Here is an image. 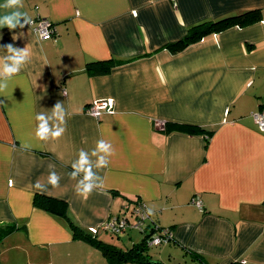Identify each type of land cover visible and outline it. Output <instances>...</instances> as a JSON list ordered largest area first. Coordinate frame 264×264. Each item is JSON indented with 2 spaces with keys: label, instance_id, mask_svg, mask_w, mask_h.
<instances>
[{
  "label": "crops",
  "instance_id": "1",
  "mask_svg": "<svg viewBox=\"0 0 264 264\" xmlns=\"http://www.w3.org/2000/svg\"><path fill=\"white\" fill-rule=\"evenodd\" d=\"M250 10L259 11L253 23L179 51L165 47L194 25ZM20 11L48 20L55 34L0 28V66L8 44L31 54L0 92V228L17 227L0 234V264H106L87 238L120 249L138 242L137 229H102L122 215L132 220L138 201L151 234L170 231L166 242L148 246L149 261L264 264V132L252 118L264 105V0H23ZM7 12L0 8V16ZM106 59L120 63L105 74L85 72ZM96 100H111L112 111L87 114ZM57 102L64 131L40 140L36 116L48 119ZM164 121L205 132H165ZM100 140L114 153L106 168L96 167L103 153L92 155ZM81 150L100 186L86 199L76 188L84 174L70 178ZM50 171L58 187L48 183ZM36 194L65 201L67 217L35 206Z\"/></svg>",
  "mask_w": 264,
  "mask_h": 264
},
{
  "label": "trees",
  "instance_id": "2",
  "mask_svg": "<svg viewBox=\"0 0 264 264\" xmlns=\"http://www.w3.org/2000/svg\"><path fill=\"white\" fill-rule=\"evenodd\" d=\"M258 17H259V11L250 10L240 14L223 17L217 20L205 21L190 27L183 38L171 43H167L165 44V47H167L171 51H179L185 48L187 45L200 40L201 38H203L204 36L210 33L223 31L224 29L233 25L242 26V25L250 24L257 21ZM118 63H120V61L114 59L92 61L86 64L85 72H87L90 75L105 74L111 71V69ZM162 129L165 132L178 130L189 134H203L205 132V129H203V127L199 125L185 124L174 121H164L162 123ZM210 134H211L210 132L207 133V136ZM33 204L46 211L67 217L66 203L61 199L45 197L36 194L33 198ZM16 228L17 227L15 225H7L4 228L3 227L0 228V234L1 235L7 234L9 232L14 231ZM71 230L73 231V237H77L78 236V233L76 232L77 226L74 223H71ZM151 231L152 229L150 228L148 232H145L142 235V238L138 242L132 244L127 249L117 248L114 245L104 243L92 237L87 239L90 242L96 244L97 247L101 250L103 256H105L106 258V264H121L123 262H128V261L153 264L151 260L149 261L145 253L148 248V240L152 235ZM1 237L2 236H0V239ZM192 254L193 256L195 255V257L199 256L196 253H192Z\"/></svg>",
  "mask_w": 264,
  "mask_h": 264
},
{
  "label": "clouds",
  "instance_id": "3",
  "mask_svg": "<svg viewBox=\"0 0 264 264\" xmlns=\"http://www.w3.org/2000/svg\"><path fill=\"white\" fill-rule=\"evenodd\" d=\"M22 7L23 0H6L3 5H0V8L8 10L7 14L0 16V28L7 27L9 30H15L17 27L22 29L25 25H29L31 20L26 13L20 11ZM21 19H23V23H21ZM4 47L8 54L3 57L2 66H0V92L5 91L12 78L18 75L21 70L31 62V54L27 48L20 50L12 44H8ZM109 102L112 103L111 100ZM65 116V109L59 102L55 104L48 119H46V114H38L36 116L37 121H39L37 137L45 141L49 138L60 137L64 131L61 125L65 121ZM49 119L53 120L51 128L48 123ZM98 153H103L104 155L99 156L96 167L106 168L109 164V160L105 159V157H111L114 154L112 146L106 141L100 140L97 142L96 149L92 152V155H97ZM72 167L75 171L71 174V179L75 178L76 173L82 172L84 174L83 179L77 182L76 188L78 194L86 199L94 189L100 186L94 183V174L85 151L81 150L79 152V158L72 164ZM48 183L53 187L59 186L58 176L55 171H50ZM35 188L40 191L46 190L45 186H43L39 180H37Z\"/></svg>",
  "mask_w": 264,
  "mask_h": 264
},
{
  "label": "built area",
  "instance_id": "4",
  "mask_svg": "<svg viewBox=\"0 0 264 264\" xmlns=\"http://www.w3.org/2000/svg\"><path fill=\"white\" fill-rule=\"evenodd\" d=\"M29 26H31L41 38H50L55 34L54 27L48 20L45 19L31 20ZM109 101L110 100L92 101L85 106L84 111L87 114L99 118L103 112L108 113L112 111V103ZM252 118L257 129L261 132H264V105H262L259 110L252 113ZM191 203L201 208V200L198 196L192 197ZM128 208V205L124 206L125 210H128ZM130 213L132 220H130L126 215H122L104 222L102 224V229L112 235H120L127 228L137 229L143 234L150 230L151 223L148 225H146V223L150 221L151 217L144 203L140 201L136 202ZM169 235L170 231L168 229L158 228V232L156 234H152L148 240V246L158 245L162 242H166L169 238Z\"/></svg>",
  "mask_w": 264,
  "mask_h": 264
},
{
  "label": "water",
  "instance_id": "5",
  "mask_svg": "<svg viewBox=\"0 0 264 264\" xmlns=\"http://www.w3.org/2000/svg\"><path fill=\"white\" fill-rule=\"evenodd\" d=\"M153 263H155V264H161L160 262H157V261H152Z\"/></svg>",
  "mask_w": 264,
  "mask_h": 264
}]
</instances>
